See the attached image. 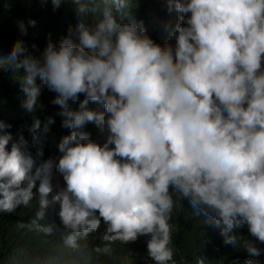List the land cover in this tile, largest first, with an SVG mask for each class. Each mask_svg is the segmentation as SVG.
<instances>
[{
	"label": "clouds",
	"instance_id": "clouds-1",
	"mask_svg": "<svg viewBox=\"0 0 264 264\" xmlns=\"http://www.w3.org/2000/svg\"><path fill=\"white\" fill-rule=\"evenodd\" d=\"M72 2L92 18L73 38L0 51L25 97L0 103V213L26 208L18 227L68 264H264V0H165L160 27L129 20L132 0ZM37 80L55 115L19 122L42 108ZM177 202L200 245L174 229Z\"/></svg>",
	"mask_w": 264,
	"mask_h": 264
},
{
	"label": "trees",
	"instance_id": "trees-1",
	"mask_svg": "<svg viewBox=\"0 0 264 264\" xmlns=\"http://www.w3.org/2000/svg\"><path fill=\"white\" fill-rule=\"evenodd\" d=\"M15 3L16 0H0V51L4 54L8 53L15 42L23 41L30 54L42 58L48 43L51 41L58 47L60 41L64 38L62 34L69 31L70 28L72 29L71 36L73 38L76 35L75 30L79 21L83 20L87 26L92 24L91 14H78L77 6L72 0H62L58 8L53 6L51 0H47L46 3H42L41 0H19L16 5ZM136 3H141L142 6L131 13L129 20L134 19L138 23V17L144 15L150 23L158 24L160 27L163 20L170 18L165 0H132L130 7L135 9ZM29 20H34L35 25H29ZM21 22L27 28L26 34L20 31L19 24ZM166 30L175 31V26L172 24L166 25ZM146 33L150 34L148 31ZM171 44L175 45V43ZM20 72L23 74L22 69ZM37 83L41 85L37 109L41 105L42 108L34 113H28L24 109L22 111L18 106L20 112L19 122H23L29 117L32 122L38 119L42 123L44 118L55 115L54 107L57 105L53 104L52 101L55 99L56 93L42 85L39 80H37ZM12 89L16 90V93L21 97H24L16 74L7 68L0 69V103L3 102L8 91ZM10 97H14V93ZM13 111H15V108L11 107L7 110L8 113ZM62 120L63 117L60 122ZM174 199L178 200V196L175 194ZM0 214L4 215V218L0 219V264H68L69 258L65 253L54 246L48 245L49 243H55L51 236L35 237L33 228L18 227L20 223L28 224L31 221L26 208L21 206L12 214ZM5 218L10 219L11 223H5ZM200 222V219L189 211L187 203L176 205L172 217V224L175 225L174 229L184 228L187 240L193 241L196 245L203 242L202 224ZM189 225H191L192 230ZM142 237L144 242L146 236ZM236 252L239 251L236 250ZM148 259L149 263L145 264H154L149 257ZM174 261L176 264V255H174ZM212 264H219L214 257Z\"/></svg>",
	"mask_w": 264,
	"mask_h": 264
}]
</instances>
